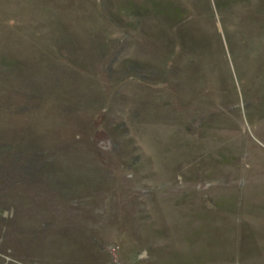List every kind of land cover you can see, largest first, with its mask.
<instances>
[{
  "label": "rangeland",
  "instance_id": "1",
  "mask_svg": "<svg viewBox=\"0 0 264 264\" xmlns=\"http://www.w3.org/2000/svg\"><path fill=\"white\" fill-rule=\"evenodd\" d=\"M0 264H264V0H0Z\"/></svg>",
  "mask_w": 264,
  "mask_h": 264
}]
</instances>
